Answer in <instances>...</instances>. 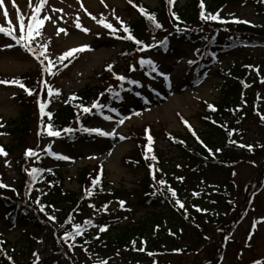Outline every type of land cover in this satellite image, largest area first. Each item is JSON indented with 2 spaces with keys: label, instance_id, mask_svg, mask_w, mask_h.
Segmentation results:
<instances>
[{
  "label": "rangeland",
  "instance_id": "obj_1",
  "mask_svg": "<svg viewBox=\"0 0 264 264\" xmlns=\"http://www.w3.org/2000/svg\"><path fill=\"white\" fill-rule=\"evenodd\" d=\"M138 1L146 3L150 8L160 7L161 4V0ZM227 1L229 3L224 4L223 7H219L218 2L212 1L211 3L209 1V4L211 3L215 8H218L220 16L238 15L255 24L262 21V15L258 9L261 4L256 2L253 4L249 0ZM32 2L35 6L39 0H32ZM189 2L190 0H179L178 6L185 9ZM15 3L19 8L21 18L24 20V34L27 36V24L29 17L33 15L32 8L28 6V0H15ZM4 6L12 19V25L16 28V34L19 36L20 26L17 21V9L12 6L11 0H5ZM57 9L61 11H55ZM130 9L128 0H103V2L101 0H48L40 16L41 18L45 15L50 16L51 20L45 21L41 35L36 36L31 41L34 53L28 52L10 37L0 34V80L2 81H11V77L21 75H29L30 78H33L37 69L44 66V61L50 62L49 65H45V68L54 73L52 63L57 57H61L71 49L81 47L87 49L69 57L70 60L65 61L67 67L54 75L56 81L53 85V93L59 92V95H52L50 100L45 103L47 106L44 110L45 113L51 114V119L48 115L41 113L39 104L43 102H40L39 96H35L33 93V95L23 98L17 94L21 90L14 83L0 84V125H3L0 127V147L3 149L5 146L11 148L12 143L16 141L15 136L19 135L18 139L24 141L19 150H13L10 154L4 150L7 155H0V183L7 185V187L0 188V192L11 193L10 188L19 189L21 186L27 193L24 200L31 197L33 202L43 206L46 212V206L49 205H46L47 202L41 203V199L47 198L46 193H52L55 190L59 180L57 176L64 178L65 190L74 194L78 193L84 199L87 197V192L81 188L78 182L79 173L85 168L93 171L91 175L95 178L94 181L101 182L104 180L110 183L111 188L115 189L134 190L139 181L144 178L145 170H134V166L131 167L126 159L130 156L136 157L138 141L143 137V127L147 125L152 126L150 130L154 132V135H150L151 142L149 140L147 142L149 167L153 174L157 172L156 168H158L159 182H165L167 179L163 175L162 160L169 157L177 159L176 166L179 170H181L182 165L178 163L183 161L173 145V143L179 144L178 141L181 139L175 140L170 134L179 137L187 136V134L194 136L193 130H195V133L200 131L204 137L209 135V133L205 134V121L202 117L208 112L209 105L219 103L225 98L220 87L222 79L217 70L228 68L236 56L226 55L218 58L211 64L212 67L207 68V73L196 78L194 73H190L192 68L189 61L194 58L193 49L180 42L173 44L170 52L165 56L155 57L156 59L146 56V60L153 61L158 72L164 75H158L156 72L155 74L154 72L148 74L144 71L141 74L135 64L136 70L131 71L135 73V77L131 79L137 81L139 86L137 84L134 86V90L125 102L99 109L98 112L102 110V114L92 111L96 113L94 114L95 119L87 128L100 129L105 133H115L114 135L97 134L95 138L83 143L67 145L64 140L65 135H62L63 132L59 131L60 136L58 137L47 134V126L56 121V119L52 120L55 117L53 112L59 110L63 102L74 97L86 87L98 84L100 81L98 79L99 74L103 68L111 62L118 61L117 53L125 47V43L110 38L112 29L105 28L100 21L110 24V22L118 19L116 17L119 14L126 19L132 18ZM77 21L82 28L88 31L85 32L78 28L76 26ZM0 25L9 27L3 17V9H0ZM59 28L65 29L66 34L57 35ZM8 45H12V47H8ZM42 51L45 52V56L39 55ZM238 54L239 56L248 55L252 58L255 68L249 69L247 80L249 83L256 82L254 71L259 76L264 74V49H248L243 53L238 52ZM126 66L127 64L123 63L120 68L125 69ZM46 69H43L44 76L50 74ZM262 81L264 79L260 81L258 90L245 89L246 94L250 96V99L245 100L247 110H249L247 104L260 106L264 110V82ZM253 91H255L254 96H252ZM106 96L107 94H104L103 98ZM25 104H29L31 107L27 115L24 113ZM210 112L213 113L214 111L211 109ZM105 116L111 117V120L104 119ZM81 119H85V117ZM121 119L124 121L122 124L118 123ZM259 121V123L253 124L242 121L243 129H248L244 135L236 127L238 136H242V142L256 146L260 140L264 141V120L259 119ZM42 124H44L43 129H41ZM22 125L24 128L21 127ZM16 126H20L22 129L17 131L18 133L14 132ZM120 137H124V139ZM49 146H51V153L48 151ZM25 147H27L25 154L27 150H32L37 155L23 157L27 165V175L25 174L24 178L27 179L22 182L18 172V160ZM149 147L151 151L148 150ZM246 149L250 148L247 147ZM154 150H157L158 153L153 152ZM56 155L66 156L68 159H57ZM157 164H159L158 167ZM37 166L41 167L42 170L38 176L51 182L45 190L42 189L41 184L34 181L33 176L29 175L31 170ZM231 170H233L234 192L237 196L235 202H237V206H240L232 219L231 216H228L229 220H232L231 227L226 232H221L218 228H210L206 234L208 236L206 242L196 252H190L187 256L176 259V264H256L258 261L264 264V154L257 158L254 156L252 159L246 158L235 164ZM178 179H183V181ZM184 179L185 177H175L176 186L181 188ZM158 192L161 195L167 194L166 189L164 192L161 190ZM193 192L190 191L191 194ZM126 200L128 199L121 201L125 203ZM121 201L110 207L112 212H115L114 214L117 213L118 208L122 207ZM127 205L132 210L133 220L123 222L121 225L128 223L138 225L154 215L153 210L147 205L144 206L138 199L131 198ZM75 208L77 210L73 214H71L72 210L69 211L63 227H69V220H71L70 224H73L82 216L78 207ZM50 212L51 216L54 217L57 210L55 208L50 209ZM108 212L111 211H103L102 216L109 215L106 214ZM3 214L0 212V235L5 236L11 247L24 251L28 245L21 237L20 230L13 229L14 224ZM62 214L63 212H60V216ZM48 217L49 215L44 216L43 220L50 223L53 230L56 229V218L53 221L49 220ZM165 217H167L166 214ZM84 222L78 221L77 225L83 226L85 225ZM61 230L63 228H60ZM61 239V235H57L56 238L46 234L40 236V241H37L27 251L26 264H36L42 260H59L63 264H105V262L111 264L110 258H105L101 262H94L91 253H82L80 250L76 251V259L70 255L65 256L61 249L63 245L60 242ZM7 248L2 249L8 251ZM65 258L69 260L64 262ZM111 260L113 264H126L120 255L111 258ZM210 260H213L212 263ZM154 264H158L157 259Z\"/></svg>",
  "mask_w": 264,
  "mask_h": 264
},
{
  "label": "trees",
  "instance_id": "obj_2",
  "mask_svg": "<svg viewBox=\"0 0 264 264\" xmlns=\"http://www.w3.org/2000/svg\"><path fill=\"white\" fill-rule=\"evenodd\" d=\"M209 1L211 3L212 1L218 2L219 7L229 3L227 0H190L187 7L181 9L178 6L179 0L172 5L168 3V0H161L160 7L151 9L140 2L133 1V5L142 7L148 13L153 14L162 27L155 28L151 21L141 15L138 7L130 5V15L131 12L134 13L133 11L140 13V17H136L132 24L131 34L137 40L142 41L144 45L149 37L151 40H158L161 39L158 36H166L157 44L160 48L165 49L170 45L168 42L172 40L185 41L188 38L191 39L193 34L203 33L204 35L195 42L202 49L208 48L204 53L205 60L210 57L212 59V52L218 50H221L222 53L237 51L243 53L246 49H264V0H249L253 4L255 2L261 4L258 9L262 15V21L257 24L242 19L238 15L220 16L218 8L209 4ZM201 2H203V8H201ZM202 12L204 16L208 17L218 14L219 19H202ZM173 13L178 19L174 17ZM236 21H247L248 23ZM165 40L167 41L166 46H162V42ZM129 42L131 43H128L129 51L118 54L119 63L109 65L111 71L108 70L109 66L105 68L102 84L87 89L81 95L80 100H75L68 108L60 112L53 123L55 129L65 132V129L71 128L78 115L84 114L82 107L90 108L92 102L99 99L111 83L116 85L113 93H119L118 96L113 97L123 98L126 91L125 82H119L115 77L123 75L120 73L121 64L132 63L139 47L133 41ZM240 65V67L232 65V68L224 71L222 90L226 97L221 103L214 105L216 109L213 110V113L202 117L205 121V134L209 133V135L204 137L199 131L197 137L190 135L174 137L177 140L181 139L178 141L179 144L175 146L173 143V145L179 150V157L183 161L178 164L182 167L179 170L176 166L177 163L174 164L173 160H169L170 165L164 163L162 166L163 175L167 179L164 183L159 182L158 168H156L155 174L150 170L147 142L149 135H154V132L150 130L152 129L150 127H143V137L138 141L136 157L130 156L126 159L131 167L134 166V170H145L144 178L139 181L134 190L124 191L111 188L110 183L104 180L94 185L95 178L91 175L93 171L85 168L79 173L78 182L81 188L87 192V197L84 199L78 193L74 194L65 190L64 178L57 176L59 180L55 190L52 193H46L47 198L41 199V203L47 202L46 205H49L46 206V210L49 212H41V205H36L31 197L24 200L27 193L21 186L19 189L10 188L11 193L0 192V210L4 213L5 218L14 223V228L20 229L21 237L28 245L26 248L23 247L24 251L17 250L10 246L7 239L0 238V264H26L27 251L37 241H40V236L43 234L54 238L61 235L60 242L63 244L61 249L65 256H73V259L77 258L76 251L80 250L82 253H91L94 262L110 258V263L113 264L111 258L120 255L126 264H154L156 259L158 264H176V259L187 256L190 252H196L206 242L208 237L206 234L210 228H218L221 232H226L232 221L228 216H231L232 219L235 211L240 207L235 202L237 196L234 192L233 170L231 169L246 158L252 159V156L257 158L264 154V141L260 140L256 146L247 145L248 142H242V136H238L237 130L239 128L244 135L248 129H243L242 121L253 124L259 123V119L264 120L262 119L264 110L260 106L247 104L249 106V110H247L245 103L246 99H250L245 89L258 90L260 81L264 79V74L259 76L254 71L256 82L249 83L247 80L249 69L255 68L252 58L248 55L242 56ZM27 77V81L31 85H38L41 80V76L37 74L33 78ZM254 95L255 91L252 92V96ZM30 110L31 107L28 104L24 113L27 115ZM43 125L41 129H43ZM16 127L15 133L22 130L21 127L24 128V125ZM74 133L79 134L80 131L75 130ZM19 136H15L16 141L12 143L11 148L5 146L6 152L10 154L13 150L21 148L24 141L18 139ZM247 147L250 149H246ZM26 149L27 147L24 148L22 156L20 154L18 160V172L22 182L27 179L24 178L27 175V165L23 159L26 156ZM158 166L159 164H157ZM36 169H41V167L37 166ZM175 177H185L181 188L176 186ZM33 179L42 185L43 190L51 184L45 178L38 176V173ZM178 180L183 181V179ZM164 189L167 191L166 195L158 194L159 190L164 192ZM169 189L175 192V196ZM191 190L194 191L193 194L190 193ZM190 197H193V201L190 206L185 208V202ZM131 198L140 200L144 206H150L154 215L138 225H132V223L121 225L123 222L133 220V215L128 211L124 213L126 207L118 208L117 213L114 214L115 212H112L110 207L121 200H130ZM177 201L184 207L181 208ZM75 207H78V211L82 215L78 221L91 222L83 226L80 225L86 230L79 236H75L74 228L78 221L73 224L69 223L67 228L63 227L69 211L72 210L71 214H73L77 210ZM160 207L161 209H159ZM54 208L57 210L54 215L57 227L53 230L51 224L46 223L43 218L46 215L51 216L50 209ZM211 208H218L227 216L212 212ZM105 210L111 212L106 213L109 215L102 216ZM60 212H63L62 216H60ZM102 227L106 229L103 232L100 231ZM166 227L172 230L168 231ZM60 228L63 230L60 231ZM174 228L176 229L173 230ZM67 233H73L74 239H63ZM246 243L248 244L247 239ZM8 246L10 247L7 248ZM2 248H7L8 251ZM141 248L143 251L140 250ZM67 260L69 259L65 258L64 262ZM36 264H63V262L42 260Z\"/></svg>",
  "mask_w": 264,
  "mask_h": 264
},
{
  "label": "snow or ice",
  "instance_id": "obj_3",
  "mask_svg": "<svg viewBox=\"0 0 264 264\" xmlns=\"http://www.w3.org/2000/svg\"><path fill=\"white\" fill-rule=\"evenodd\" d=\"M11 2H12V6L17 9V21L19 22V26H20L19 27L20 34H19V36H17L16 28L12 25V19L9 17V13H8L7 9L5 8V6H4L5 5V0H0V9H3V17L5 18V22L9 25V27L6 28L3 25H0V34H3L5 36L10 37L12 40L16 41V43L18 45H21L23 48H25L28 52L34 53V49L31 47V41L34 40L36 36L41 35V29L43 28L45 21L51 20L50 16L45 15V16H43V18H41V16H40V13L44 10V7L48 3V0H39L38 4H36L35 6L33 5L32 0H28V6L30 8H32L33 15L31 17H29V23L27 24V36H25V34H24V32H25V24H24V20L21 18V15H20V12H19V8L16 5L15 0H11ZM101 2H103V0H101ZM129 3H132V0H129ZM168 3L170 5H172V4L175 3V0H168ZM133 6L134 7H138V10L140 11L141 15H144L149 21H151L153 23V25L155 26V28L159 29V28L162 27V25L159 24V22L156 20V17L153 14L148 13L147 10L142 8V7H139V6H136V5H133ZM201 8H203V2H201ZM55 11H61V10L57 9ZM173 15L175 17L174 13H173ZM175 18L178 19V17H175ZM201 18L205 19V20H207L209 18H211L213 20H218L219 19V15L216 14V15H212V16L208 17V16H204V14L202 12L201 13ZM93 19H95V17H93ZM236 22L248 23L247 21H236ZM100 23L105 28H109V29H112V31H116V29L112 28V25H110L108 23H105L104 21H100ZM121 25H122L123 32L127 33V35H125L122 38L126 39V40H129V41H133L136 45H138L139 46L138 49H137L138 51H144L148 47H151V46H148V45H144L142 41L137 40L131 34L130 29L126 25H123V22H121ZM76 26L78 28H81L82 31H85V32L88 31L87 29L82 28V26L79 24L78 21L76 23ZM60 33H65L66 34V30L63 29V28L57 29V35H59ZM166 43H167L166 40L164 42H162V46H166ZM8 47H12V45H8ZM85 50H87V49L84 48V47L71 49L68 52L64 53L61 57H59V59H60L61 62H63L65 59L73 56L75 53L81 52V51H85ZM39 55L40 56H45V52L42 51V52L39 53ZM41 63H43V62L41 61ZM138 63L140 64L141 68H144L145 66H147L149 68V74L152 73V72H156L158 75H164L163 73H159L158 72L157 66L151 60L141 59ZM189 63L191 64L193 62L189 61ZM64 66L67 67L66 64ZM46 70H48L51 75H55L56 74V73H52L50 71V69H46ZM108 70L111 71V66H109ZM130 70L131 71H135L136 69L133 66V67L130 68ZM115 78L117 80H119V81H125V79H126L124 76H119V75H117ZM165 79H167V76H165ZM127 82L130 83V84H137L138 85L137 81L128 80ZM262 82H264V81H262ZM9 83H14V84H16L17 86H19L21 88L25 87L19 81H2V80H0V84H9ZM25 91L27 92L28 95H33V91L31 89L25 88ZM109 91H111V89H109ZM127 91H131V90L127 89ZM52 95H57L58 96L59 92L53 93L52 90L49 89V96L51 97ZM114 95L118 96L119 93H114ZM71 99H78V98L77 97H72ZM46 106H47L46 104L40 103L39 104L40 111H41L42 114L48 115L49 119H51V114L50 113H45V111H44ZM104 107H106V105H102L99 102H94L92 104L91 108L82 107V111L84 113H91L92 109L99 110V109L104 108ZM209 107L212 108L211 105H209ZM112 111H114V109H112ZM104 119L111 120V117L105 116ZM262 119H264V117H262ZM123 122H124L123 119L118 121V123H120V124H122ZM2 126L3 125H0V127H2ZM47 128H48L47 134L49 136H53V137L60 136V132L59 131H53L51 125H48ZM83 130L86 131V132H89V133H93L94 132V133H96L98 135H114L115 134V133H105V132H103L100 129H87V128H85ZM64 131L65 132H71L72 129L69 128V129H65ZM229 135H231V133H229ZM120 138L124 139V137H120ZM149 141L151 142V137H149ZM241 147H244V145H241ZM148 150L151 151V148L149 147ZM48 151L51 153V146H49ZM0 155H4V156L7 155V153L4 151V149L2 147H0ZM36 155H37V153H35L32 150H27L26 151V156H28V157H32V156H36ZM53 155H55V154H53ZM56 158L57 159H64V160L68 159V157L60 156V155H56ZM152 159H155V157H152ZM41 171H42L41 169L33 168L31 170V172L29 173V175H31V176H33V178H35V175L37 173L41 172ZM153 178L155 179V177H153ZM96 183H98V181H93L94 185ZM160 183H164V182L160 181ZM2 187H7V185H4V184L0 183V188H2ZM169 191H172V190L169 189ZM172 194H173V196H175V192L174 191H172ZM37 203H39V201H37ZM120 203H121V206L123 207L124 202L121 201ZM177 203H180V202L177 201ZM180 207L183 208L184 205L182 203H180ZM40 211L41 212L44 211L43 206H41ZM48 219L54 221L55 217L49 216ZM68 223H71V220H69ZM84 223L85 224H89L91 222L90 221H85ZM74 228H75V236L82 235L83 231L86 230V229H83L80 225H74ZM105 230L106 229L103 228V227L100 228L101 232H103ZM69 237L74 239L73 233H67L66 236L63 237V239L67 240ZM140 250L143 251L142 248ZM105 264H106V262H105ZM256 264H262V262L258 261V262H256Z\"/></svg>",
  "mask_w": 264,
  "mask_h": 264
}]
</instances>
